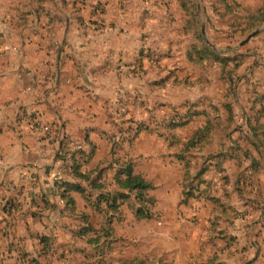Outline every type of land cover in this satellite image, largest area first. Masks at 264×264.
Segmentation results:
<instances>
[{
    "label": "rangeland",
    "instance_id": "rangeland-1",
    "mask_svg": "<svg viewBox=\"0 0 264 264\" xmlns=\"http://www.w3.org/2000/svg\"><path fill=\"white\" fill-rule=\"evenodd\" d=\"M168 1L160 0L156 21L149 19L144 12L146 27L143 29L140 66L127 69L131 75L139 74L140 83L135 78L123 84L124 96L119 97L112 108V126L109 131L101 132L108 135L107 147L106 142L102 147L98 146V150L105 153L100 162H92L85 168L90 170L105 165L115 156L122 160L132 159L137 163V171L155 183V188L148 191V195L153 196L150 202L152 216L141 220L128 205L120 206L123 214L119 211V217L113 219L112 233L118 239L111 242L113 245L108 251L106 248L97 257L92 253L93 246H88L71 232L72 227L79 231L82 225L66 207L58 219L61 223L58 229L63 228L64 232L59 235L54 228L51 229L54 233L43 230L51 233L49 236L55 244L51 252L53 256L46 259L41 256L40 262L121 264L124 259L131 261L143 257V264H189L191 257L194 264L201 261L212 264L217 247L211 243L203 245L201 240L214 234V203L202 193L205 188L201 187L194 196L186 198L185 186L196 175L194 173L210 164L212 154L229 151L235 145L244 153L251 150L258 154L252 141L257 138L249 128L248 118L250 114L256 115L261 106L260 96L264 95V0H194L198 12L194 33L187 30L179 0ZM252 32L257 33L242 44ZM199 35L201 42L204 40L213 52L222 58H230L228 71L212 59L198 63L189 60L187 48L199 42ZM237 64V70L231 76L230 72ZM204 98L219 109L222 131L210 146L189 148L187 143L200 122L178 129L171 123L181 122L182 115ZM211 104H200L195 108L206 109L215 115ZM227 104L231 105V110ZM198 118L202 122L206 117ZM142 122L143 131L137 138V126ZM263 137L260 134V138ZM74 147L76 145L72 151ZM71 150H65V155L72 153ZM183 150L186 161L177 156ZM224 166V175L214 165L206 174L207 179L217 184L219 198L230 205L227 217L222 220V230L228 238L217 243L230 248L227 257L239 258L242 254L241 260L249 264L248 258H253L254 248L264 247V236H260L264 232V168L256 175L254 160L247 155L229 160ZM62 173L64 179L70 175L65 168ZM114 173L113 167L107 176L111 178ZM78 204L83 208V200L78 199ZM90 213L91 220L99 227L102 215L94 214L93 210ZM122 216L124 218H120ZM45 217L41 214L39 219ZM239 236L240 241H237ZM198 238L201 251L194 252L191 241ZM58 240L65 241L67 247L58 245ZM87 252L93 257L87 258ZM0 258L9 264L10 257L2 255Z\"/></svg>",
    "mask_w": 264,
    "mask_h": 264
},
{
    "label": "crops",
    "instance_id": "crops-1",
    "mask_svg": "<svg viewBox=\"0 0 264 264\" xmlns=\"http://www.w3.org/2000/svg\"><path fill=\"white\" fill-rule=\"evenodd\" d=\"M159 3L0 0V256L10 257L9 264H35L41 256H53L55 243L43 230L54 228L61 235L64 229H58V219L67 207L55 192L56 182L75 180L71 157L76 148H87V135L107 147L108 135L101 132L112 126V108L124 96L123 84L135 78L140 83L139 74L131 75L127 69L140 66L144 12L156 21ZM67 149L72 153L65 155ZM104 153L99 149L84 169L100 162ZM64 168L70 172L65 179ZM72 195L79 209L93 210L79 193ZM78 199L83 200V208ZM41 214L44 220L39 219ZM71 232L81 239L75 227ZM45 237L51 239L50 247L45 246ZM226 238L215 237L216 243ZM84 242L93 246L95 256L101 255L95 244ZM57 244L67 247L63 240ZM191 244L194 252L201 251L199 238ZM254 250L249 264L263 263L264 247ZM85 255L93 257L89 252ZM227 256L226 252L220 259L224 264H244L242 254ZM189 264H194L191 257Z\"/></svg>",
    "mask_w": 264,
    "mask_h": 264
},
{
    "label": "trees",
    "instance_id": "trees-1",
    "mask_svg": "<svg viewBox=\"0 0 264 264\" xmlns=\"http://www.w3.org/2000/svg\"><path fill=\"white\" fill-rule=\"evenodd\" d=\"M181 7L184 11L187 30L192 33L195 32L196 19L198 16L197 8L195 6L194 0H179ZM262 15V9L259 10V16ZM199 42L192 43L187 48V56L189 60L194 63L203 61L205 59L214 60L215 62H220L222 67L228 71L229 68V57L222 58L220 55L212 51V49L206 44L204 40H200V35L198 36ZM238 64L234 69L231 70L230 75L237 70ZM262 99L258 109L256 110V115H249V128L253 129L254 135L257 140L254 144L258 150V154H255L251 150L247 153L242 152L238 145L233 146L229 151H220L216 154H212L210 157L209 165L205 168H200L195 176L189 181L185 186L184 195L186 198L192 197L195 191L201 188L202 193L206 194L208 199L214 203L215 213L213 215L212 229L214 231L213 235H208L209 239L203 242L204 245L211 243L213 246L217 247V252L212 257V264H224L220 259L222 256L230 249L228 246L221 247L216 243L215 237L226 238L225 232L222 230V220L227 217V213L230 210V205L219 198V188L217 184L206 178V174L210 169L211 165L216 166L219 172L225 173V164L229 160L240 158L245 155L250 156L254 160L256 175L258 170L264 168V137L260 138V134L264 136V121L262 117L264 116V95L260 96ZM256 98V100H260ZM205 100V101H203ZM202 102L193 104L192 108L182 115L181 122H173L171 125L173 128L184 127L191 123L200 122L194 136L187 143V146L195 147L199 145V149H204L210 146L220 135L222 131L223 121L220 116L219 109L208 102L205 98L200 100ZM206 102V103H205ZM200 104H211L215 111V115L210 114L206 109L197 110ZM257 103H254V106ZM229 110H231V105L227 104ZM196 109V111H194ZM195 115H198L195 117ZM206 117L202 122L198 117ZM217 118V122H216ZM143 131V122L137 126V138L139 133ZM136 137V136H135ZM135 139V138H134ZM87 148H76L73 151L72 160V171L75 176V180H64L56 182V191L58 195L66 202L67 207L70 209L71 213L79 220L80 229L78 235L89 244H95V249L99 250L97 254L102 253L106 248L110 247L111 242L116 241L118 238H114L113 233V219L119 217V211L122 212L120 206L128 205L132 210L136 211L138 219H143V217L149 218L152 216L150 202L153 200V196L148 195V191L155 188V183L146 177L142 172H138L136 169L137 163L135 164L132 159L122 160L117 156L113 157L105 165H101L97 168L90 170H85L84 167L94 159L98 153V144L93 141L89 135L86 137ZM114 146V145H113ZM113 150V149H112ZM181 161H186L185 151H181L177 154ZM115 168V173L113 177L107 176L108 171L111 168ZM251 178L252 176L249 175ZM249 179V178H248ZM199 180V184L197 183ZM251 184L248 180V185ZM203 185V186H202ZM187 188L189 190L187 191ZM75 191L79 193L88 205L94 210L95 213L102 215V224L96 227L92 222L91 213L84 209H79L77 207V200L72 195ZM209 191V192H208ZM213 192L215 194H213ZM218 194V195H217ZM50 205V203H49ZM9 203L3 206L5 211L8 210ZM123 214V212H122ZM124 218V216L120 217ZM17 218L13 216V224H16ZM46 247L52 245L51 239L45 237L43 238ZM14 250H10L13 253ZM26 253H22L21 256H25ZM35 264H40L38 260L33 261ZM0 264L2 260L0 259ZM121 264H143V257H136L134 260L129 261V259L122 260ZM145 264H149L145 262Z\"/></svg>",
    "mask_w": 264,
    "mask_h": 264
},
{
    "label": "water",
    "instance_id": "water-1",
    "mask_svg": "<svg viewBox=\"0 0 264 264\" xmlns=\"http://www.w3.org/2000/svg\"><path fill=\"white\" fill-rule=\"evenodd\" d=\"M204 30V29H203ZM257 32L250 33L245 40L242 41V44L248 42Z\"/></svg>",
    "mask_w": 264,
    "mask_h": 264
}]
</instances>
